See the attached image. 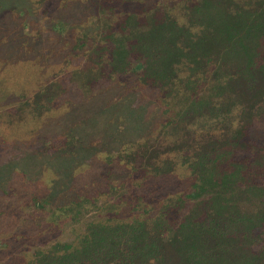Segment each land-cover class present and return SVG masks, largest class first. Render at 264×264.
I'll return each instance as SVG.
<instances>
[{
    "label": "trees",
    "instance_id": "16d2710c",
    "mask_svg": "<svg viewBox=\"0 0 264 264\" xmlns=\"http://www.w3.org/2000/svg\"><path fill=\"white\" fill-rule=\"evenodd\" d=\"M91 1L100 24L76 45L90 43L74 77L135 72L161 90L165 122L119 158L154 176L182 164L193 187L149 220L91 222L79 245L39 249L30 264H264V145L249 132L264 115V0H180L179 14L160 2ZM59 87H43L34 112Z\"/></svg>",
    "mask_w": 264,
    "mask_h": 264
},
{
    "label": "rangeland",
    "instance_id": "374dc122",
    "mask_svg": "<svg viewBox=\"0 0 264 264\" xmlns=\"http://www.w3.org/2000/svg\"><path fill=\"white\" fill-rule=\"evenodd\" d=\"M145 1L180 12V0ZM92 3L0 0V264L77 246L91 222L149 220L167 198L192 190L182 164L154 176L119 158L165 122L161 90L135 72L89 84L74 77L90 43L76 45L100 24ZM53 83L60 92L38 115L35 95ZM250 131L264 145V115Z\"/></svg>",
    "mask_w": 264,
    "mask_h": 264
}]
</instances>
